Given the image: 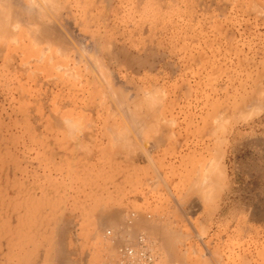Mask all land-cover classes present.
Listing matches in <instances>:
<instances>
[{"label":"rangeland","instance_id":"obj_1","mask_svg":"<svg viewBox=\"0 0 264 264\" xmlns=\"http://www.w3.org/2000/svg\"><path fill=\"white\" fill-rule=\"evenodd\" d=\"M48 1L0 0V264H264V0Z\"/></svg>","mask_w":264,"mask_h":264},{"label":"built area","instance_id":"obj_2","mask_svg":"<svg viewBox=\"0 0 264 264\" xmlns=\"http://www.w3.org/2000/svg\"><path fill=\"white\" fill-rule=\"evenodd\" d=\"M151 244L140 236L135 246L118 250L116 264H157V254Z\"/></svg>","mask_w":264,"mask_h":264},{"label":"bare ground","instance_id":"obj_3","mask_svg":"<svg viewBox=\"0 0 264 264\" xmlns=\"http://www.w3.org/2000/svg\"><path fill=\"white\" fill-rule=\"evenodd\" d=\"M2 1H3V0H2ZM44 1H46V0H44ZM47 1H48V0H47ZM48 2H49V1H48ZM9 4H11V3H9ZM0 6H1V5H0ZM5 6H6V4H5ZM1 7H2V6H1ZM6 7H7V6H6ZM2 8L4 9V7H2ZM37 8H38V7H37ZM8 9H9V8H8ZM9 11H10V9H9ZM11 11H12V10H11ZM7 12H8V11H7ZM1 14H2V11L0 12V16H1ZM6 14H7L6 16H3L4 14H2V16H3L4 18L6 17L5 19H7V16H8V15H10L9 12L6 13ZM2 16H1V17H2ZM8 17H10V16H8ZM8 19H9V18H8ZM12 19H13V18H12ZM1 21H4V19L1 20ZM6 21H7V20H6ZM11 21H12V20H11ZM6 24H7V23H5V24H3V25H6ZM0 25H1V27H2V24H0ZM1 27H0V28H1ZM4 28H5V27H4ZM7 28H8V26L6 27V30L10 29V27H9L8 29H7ZM4 31H5V30H4ZM8 31H9V30H8ZM0 32H1V30H0ZM1 34H2V33H1ZM3 35H4V34H2L1 36H3ZM10 35H11V33H10ZM10 35H9V36H10ZM7 36H8V35H7ZM3 37H4V36H3ZM3 37H0V40H1V38H3ZM7 39H9V38H7ZM1 41H2V40H1ZM3 41H4V40H3ZM111 95H112V94H111ZM114 95H115V94H114ZM121 95H122V94H121ZM119 96H120V94L118 93V97H119ZM113 97H116V96H113ZM121 99H122V98H121ZM114 100H115V98H114ZM115 101H116V100H115ZM117 101H118V100H117ZM115 103H116V102H115ZM146 105H147V104H146ZM118 106H120V105H118ZM123 107H124V106H123ZM148 107H149V106H148ZM123 111L125 112V110H123ZM125 113H126V112H125ZM150 115H152V114H150ZM127 118H128V117H127ZM127 118H126V119H127ZM130 122H131V121H130ZM146 122H147V121H146ZM148 122H149V121H148ZM127 123H129V122H127ZM131 123H132V122H131ZM141 125H142V124H141ZM152 125H153V124H152ZM152 125H151V126H152ZM153 126H154V125H153ZM152 130H153V129H152ZM134 131H135V130H134ZM156 131H157V130H156ZM135 132H136V131H135ZM135 132H134V133H135ZM109 133H110V132H109ZM135 134H136V133H135ZM145 134H146V133H145ZM121 135H122V134H121ZM139 135H140V134H139ZM114 136H115V135H114ZM119 136H120V135H119ZM112 138H113V137H112ZM123 138H124V137H123ZM117 139H118V138H117ZM117 139H116V141H117ZM113 140H114V139H113ZM114 142H115V141H114ZM118 144H119V143H118ZM122 144H123V143H122ZM126 144H127V143H126ZM133 144H134V143H133ZM115 146H118V145L116 144ZM115 146H114V147H115ZM123 147H124V146H123ZM132 147H133V146H132ZM132 147H131V148H132ZM218 147H219V146H218ZM131 148H130V149H131ZM133 148H134V147H133ZM142 148H143V147H142ZM112 149H114V148H112ZM121 149H122V147H121ZM115 150H116V148H115ZM115 150H113V151L115 152ZM123 150H125V149L123 148ZM215 159H216V158H215ZM210 163H211V162H210ZM215 167H216V166H215ZM221 172H222V171H221ZM223 172H224V171H223ZM223 172H222V173H223ZM214 173H215V172H214ZM206 175H207V173H206ZM212 176H213V175H211L210 177L212 178ZM215 176H216V175H215ZM203 177H205V175H203ZM217 177H218V178H217ZM221 177H222V176H221ZM221 177H219L218 175L216 176V178L214 177V178L217 179V180H216V182H215V180H213L214 183L212 182V186H211V188L214 187V184H215V186H216V183H218V181H221V180L219 179V178H221ZM197 181H198V180H197ZM192 185H194V184H192ZM206 185H207V184H206ZM194 186L197 188L196 185H194ZM191 187H192V186H191ZM195 187H194V188H195ZM198 187H199V185H198ZM202 187H203V186H202ZM204 187H207V186H204ZM209 187H210V186H209ZM194 188H193V187L190 188V192L192 191V189L194 190ZM196 188H195V189H196ZM211 188H210V190H211ZM199 189H202V188L199 187ZM199 189H196L195 191H197V193H199V192H198ZM212 189H214V188H212ZM206 191H207V189H206ZM211 191L214 192L215 190H214V191L211 190ZM211 191H210V192H211ZM192 192H193V191H192ZM192 192H191L189 195H191V194L194 193V192H193V193H192ZM206 193L208 194V192H205V194H206ZM203 194H204V192H203L202 194L199 193V195H201V196H202ZM212 194H214V193H212ZM193 195H195V193H194ZM206 196H207V195H206ZM206 196H205V198H206ZM211 196H212V195H211ZM188 198H189V197H188ZM203 198H204V197L202 196V201H203ZM207 198H208V197H207ZM187 200H188V199H187ZM206 200H207V199H205V201H206ZM185 201H186V200H185ZM202 201H200V202H202ZM203 203H206V202H203ZM183 205H185V204H182V206H183ZM183 207H184V206H183ZM189 207H190V206H189ZM193 207H194V206H193ZM195 207H196V206H195ZM96 216H98V215H96ZM96 218H97V217H96ZM98 219H99V218H98ZM104 222H105V221H104ZM102 226H103V225H102ZM104 227H105V226H104ZM154 229H155V228H154ZM161 229H162V228H161Z\"/></svg>","mask_w":264,"mask_h":264}]
</instances>
